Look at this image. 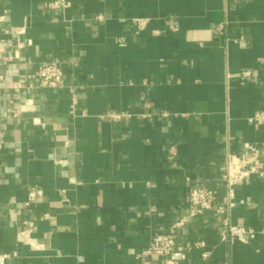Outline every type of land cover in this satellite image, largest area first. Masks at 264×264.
I'll return each mask as SVG.
<instances>
[{
	"label": "crops",
	"instance_id": "0c3cea01",
	"mask_svg": "<svg viewBox=\"0 0 264 264\" xmlns=\"http://www.w3.org/2000/svg\"><path fill=\"white\" fill-rule=\"evenodd\" d=\"M47 1L0 0V46L11 41L13 55L22 43L0 59L7 264H158L135 253L183 216L176 243L205 246L181 264H264V231L222 242L214 210L188 216L187 200L210 186L224 202L226 155L264 142V117L249 120L264 116V0ZM49 59L63 62L65 85L29 87ZM32 185L41 195L25 205ZM233 199L232 222L264 229V177L237 182Z\"/></svg>",
	"mask_w": 264,
	"mask_h": 264
},
{
	"label": "built area",
	"instance_id": "2783aa9c",
	"mask_svg": "<svg viewBox=\"0 0 264 264\" xmlns=\"http://www.w3.org/2000/svg\"><path fill=\"white\" fill-rule=\"evenodd\" d=\"M47 8L64 10L70 6L69 0H49L45 2ZM3 21V15H0V23ZM133 23L138 27L144 26V19L133 18ZM224 24L218 23L214 29L222 33ZM120 38V42H121ZM22 43L17 42L15 45L14 53L12 55V43L6 42L4 49L0 46V59L7 61L12 57L17 56L18 48ZM71 64H74L70 61ZM64 64L57 60H42L37 68L32 72L26 74V83L29 87H63L64 83ZM247 74V72H243ZM0 74V78H1ZM71 97V105H74L75 94L73 90ZM13 117L18 115L17 110H12ZM112 119H118L126 116L125 112H111L108 114ZM143 116H147L143 114ZM264 116L261 113H256L250 117L249 120L259 123ZM3 141L0 140V149L2 148ZM172 154L174 152H171ZM256 175L264 177V142L261 147L251 145L242 154L228 153L225 157V167L220 174V181L227 187V199L219 203L217 199V190L210 186H191L188 189L187 200L189 203L188 216H196L202 214L207 210H214L216 227L219 234V240L222 242L233 243L235 241L248 242L253 239L258 233L263 232L264 229H256L252 226H247L241 223L232 222L226 210L234 206L233 199V186L249 176ZM41 189L37 185H32L27 190V196L24 201L25 205L35 203L39 200ZM47 214H42L41 217H46ZM185 216L179 218L172 223L165 231H156L152 234L149 244L135 253L136 258H149L156 256L161 258L158 264H181L186 259L187 254L193 248H202L205 246L204 240L196 239L189 240L182 245L176 243V238L180 227L186 222ZM209 251L204 250L202 257L205 258ZM13 252H0V264H7L8 261L14 256Z\"/></svg>",
	"mask_w": 264,
	"mask_h": 264
}]
</instances>
